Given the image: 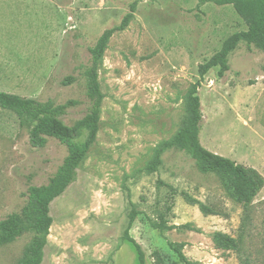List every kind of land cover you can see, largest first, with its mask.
Listing matches in <instances>:
<instances>
[{"label": "rangeland", "instance_id": "1", "mask_svg": "<svg viewBox=\"0 0 264 264\" xmlns=\"http://www.w3.org/2000/svg\"><path fill=\"white\" fill-rule=\"evenodd\" d=\"M110 39L99 65L104 100L96 141L77 176L51 205L53 223L41 264H185L169 242L196 264H264V187L249 211L231 195L228 179L204 172L177 147H164L187 114L189 88L200 66L246 21L232 5L200 0H0V91L59 105L73 125L90 107L84 70L102 33ZM230 70L204 77L198 94L201 143L264 176V51L241 41ZM69 76L74 81L64 84ZM31 122L0 106V220L19 213L30 185H43L68 154L49 138L30 142ZM161 151L156 171L147 168ZM184 193L220 213L205 215ZM249 214V220L244 217ZM154 223L165 224L159 228ZM216 232L241 238V253L215 244ZM33 237L22 233L0 247V264H19Z\"/></svg>", "mask_w": 264, "mask_h": 264}, {"label": "trees", "instance_id": "2", "mask_svg": "<svg viewBox=\"0 0 264 264\" xmlns=\"http://www.w3.org/2000/svg\"><path fill=\"white\" fill-rule=\"evenodd\" d=\"M200 2H214L221 6L232 5L237 14L246 21L247 29L235 32L211 59L200 66V79L193 83L188 91L187 114L183 124L173 138L165 142L164 147H177L186 151L204 172H216L224 175L228 179L231 195L239 204L243 205L247 212L264 187V176L256 168L237 163L231 158L209 150L201 143L203 113L198 91L204 77L211 69L219 67V76H223L230 70L229 55L241 41H245L249 45L254 44L264 51V0H200ZM136 5L137 2L132 3L130 12L124 16L122 22L106 29L98 38L95 46L91 48L92 64L84 70L90 107L87 113L76 120L73 125L65 123L63 116L67 114V109L75 104L74 101L53 105L35 98L0 91V106L15 111L20 117L31 122L30 142L34 147L43 148L47 145L49 138H56L68 149L63 163L48 183L28 187L27 202L22 211L11 213L0 220V247L12 242L26 231L33 233L32 240L19 264H41L43 261L44 249L48 243L53 223L51 205L75 181L78 167L96 141L104 100L99 81L100 61L112 36L129 25L134 16ZM74 80V77L69 76L63 83L68 84ZM160 154L161 151H158L155 159L147 168L149 171H156L161 165ZM184 197L189 203L199 205L205 215L220 213L187 193H184ZM134 219L132 215L124 238L135 246L139 263L145 264V253L129 232ZM247 219L249 220V214L245 215L244 224ZM154 225L161 229L166 227L163 223H154ZM213 238L218 248L237 253L242 251L241 238H235L222 232L214 233ZM169 245L182 262L196 264L184 253L183 244L169 242ZM240 262L241 264H251L243 254L240 255Z\"/></svg>", "mask_w": 264, "mask_h": 264}]
</instances>
